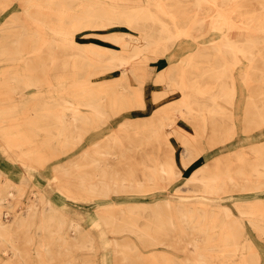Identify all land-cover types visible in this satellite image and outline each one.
<instances>
[{"label": "bare ground", "instance_id": "bare-ground-1", "mask_svg": "<svg viewBox=\"0 0 264 264\" xmlns=\"http://www.w3.org/2000/svg\"><path fill=\"white\" fill-rule=\"evenodd\" d=\"M13 3V0L0 1V12ZM18 4L21 9L0 24V62L10 63L0 71V141L17 150L19 161L38 169L65 153L68 146L75 147L85 138L91 123L108 121L122 110L145 107L146 76L140 66L143 61L166 55L175 44L181 50L187 38L198 48L194 53L181 54L180 59L169 62L155 76V82L162 88L154 91L153 100L178 90L182 94L178 105L166 108L165 115L142 127L137 122L122 124L111 139L101 146L92 144L94 148L86 149L76 163L54 167L53 175L64 181V188L59 189L73 198L93 202L119 193L142 194L166 187L178 178L181 171L165 128L174 123L176 111L203 130L205 122L219 110L224 115L232 114L238 94L239 66L242 68L238 73H242L251 90L248 107L257 116L254 128L264 126V0H146L135 4L119 0H20ZM54 5L59 6L57 12L50 9ZM115 23L139 33L129 38L112 36L128 52L106 46L102 50L88 48L75 39L85 29H103ZM212 29H218L221 35L209 43L199 41ZM47 30L52 32L51 39H43L42 32ZM49 40L52 47L45 51L44 45ZM30 42L33 54L25 55ZM67 49L70 53H64ZM17 60L21 64L15 65ZM58 65L62 70H56ZM113 70L118 73L111 86L105 87L103 82L92 84L90 79L95 73L108 75ZM51 91L56 93L49 94ZM208 94L215 107L204 112L201 96ZM232 136L227 132L211 145ZM156 139L160 143L165 140L163 154L152 150ZM180 140L187 142L184 138ZM253 155V158L252 154L229 155L205 173L198 170L190 176L187 182L195 184V190L199 187L214 196L196 201L195 205L169 198L155 202L112 201L120 211L107 212L101 210L105 203L98 204L100 221L112 233L129 232L123 238H112L114 255L148 261L145 264H262L261 252L252 240L241 239L245 220L264 238V225L252 216L247 217V213L261 210L264 214V198L251 200L247 205L236 202L241 218L218 199L229 190L264 188V146L254 149ZM183 163L187 165L189 160L183 159ZM8 175L0 169V244L7 246L4 251L12 252L2 264H55L56 254L75 249L99 254L94 231L60 211L40 189L35 194L46 199V212L43 213L44 208L38 218L33 211L7 219L11 214L9 197L22 202L29 189L22 180ZM36 203L33 199L29 206L36 207ZM141 218H145V224L139 223ZM221 222L226 223V229L219 228ZM30 223H37L40 237V245L35 249L37 261H32L28 247L13 242L15 238L33 242L35 235L24 230ZM171 226L180 228L179 238L188 227L198 230L200 238L186 239V243L194 244L198 261L189 260L184 248L186 256L181 263L159 249L149 254L142 251L140 243L169 244ZM238 253L243 255L234 259ZM216 255L221 258L215 260ZM92 260L65 264H92Z\"/></svg>", "mask_w": 264, "mask_h": 264}, {"label": "rangeland", "instance_id": "rangeland-1", "mask_svg": "<svg viewBox=\"0 0 264 264\" xmlns=\"http://www.w3.org/2000/svg\"><path fill=\"white\" fill-rule=\"evenodd\" d=\"M4 1V0H0ZM14 3L12 5H7L5 8L1 9L0 12V24L4 21H7L13 12L18 11L21 9L18 2L20 0H13ZM121 3L126 4H135V3H141L146 2V0H119ZM2 5V4H1ZM4 6V5H3ZM2 6V7H3ZM59 6H50V9L58 10ZM47 9V8H43ZM44 33L45 37L47 39H51V31L47 30L42 32ZM137 36L139 35L138 31L131 29L130 27L126 26L125 24L121 23H115L114 25H111L107 28L103 29H85L81 32H78L75 36V39L77 42H79L81 45L86 46L88 48H95L102 50V48L111 47L118 49L120 51L124 50L125 52H128V48L122 47L118 42L114 41L112 36H120L124 35L125 38H129V35ZM221 35L220 31L218 29H212L210 32H208L205 36L200 37L199 41L209 43L211 40L219 37ZM35 37H33L34 39ZM186 40V39H185ZM187 43L184 44V47L181 48V50H178L179 47L175 44L171 48V50L161 57H159L156 60L148 59L147 61H143L141 66V72L143 71L144 76H146L144 80V96L146 105L144 108L135 107L131 110H122L121 112L113 115L109 118L108 121H98V125L92 124L91 127L88 129V131L85 134V138L79 142H77L75 147L68 146V149L66 148V152L60 154L57 158L51 159L45 168L38 169L33 167L32 165L25 164L24 161H19L17 158V150L15 148H7L5 142L0 141V156L3 155L6 159L13 162L12 167L9 166V164L5 165L4 160L0 168H3L6 170V174L11 173L15 179L23 180L28 186V192L25 194L24 199L22 202H19L13 197H9L10 201L7 202V205H9L10 209V215H7L8 218H12V216L19 215V216H26L33 211H35L36 218H38V215L43 211L46 212V205L47 201L44 198L43 195H37L35 192L40 189L44 193L47 192V196H49L54 203L59 204L62 206V209L64 212L68 213L71 216H74L78 220H80L83 223V226L86 229H89L91 231H94L97 240L99 242L100 252L99 254H96L94 252H88L81 249H75L72 251H68L63 254H56L54 263L55 264H65L66 262H83L90 259H93L92 264H145L147 262H143L137 259H126L121 254L114 255L112 251V238L114 236H118L119 238H123L126 235H129L128 231H125L124 233H118L114 234L112 233L107 225L104 222L100 221V213L97 211L98 204L105 203V206L101 210H105L107 212H111L112 210H115V212L120 211V208H116L117 206H113L111 204L112 201H133V202H155L160 199H172L175 201H186L188 202V205H195L196 201H203L206 199H212L214 196L211 194L204 193L200 191V188H196L195 190V184L187 182L188 177L191 175L193 170L197 167H199L204 162L208 161L211 158H217L221 155H224L226 153L232 152L235 149H238L240 147H243L245 149L248 148L249 145L253 143H257L259 141H264V128L255 130L253 132H244L240 128L238 130L237 135L228 142L219 143L213 146H209L208 136L203 135L202 136V144L203 147H205V150L201 154L200 157L192 161L189 167H184L181 162L182 155L184 154V144L180 140V138H177L175 135H170V141L174 147V153L176 156L177 163L179 167L181 168V175L174 179L171 183H169L166 187L163 188H157L154 190H151L149 192H144L142 194H136V193H119V194H113L111 197L108 198H100L97 201L93 202H85L80 200V198H73L72 196H69L65 192L61 191L59 188L63 187L64 181L63 179L59 177H55L54 174V167L58 165H62L64 167L69 166L72 162H77L76 156L79 155L81 150L86 147L95 137L98 136L96 141L97 145H103L107 140L111 139V136L118 132L121 128V125L126 124H133L137 122V118H144L147 115L151 114L153 111V107L149 105V103H153L155 106H164L163 104H166L167 102H170L172 100L177 99L180 96L179 92L171 93L169 96L168 94L164 97L163 100L160 102H156L153 100L152 96L154 94V91L156 89H161L162 86L158 85L157 82H155V76L159 72V69L169 64L171 61H175L180 59L181 54H191L194 53L198 48H196V43L192 41V39L187 38ZM192 42V43H190ZM50 46V47H49ZM51 42L50 40L46 42L43 49H46L45 51H50L51 49ZM33 44L32 42L29 43L28 48L24 52L25 55H32L33 53ZM70 49H67L64 53H70ZM178 52V53H177ZM48 54V52H46ZM20 61L17 60L15 65H19ZM161 62V63H160ZM7 66H10L9 62H0V71L3 69H6ZM68 68L72 67V63H69ZM240 68V66L238 67ZM56 70H62V67L60 65L57 66ZM117 70H113L108 75H101V73L97 74L95 73L94 76L91 77L92 84H96L99 82H103V86L108 87L111 86L114 81L117 78ZM48 89L47 87L45 90ZM161 91V90H160ZM50 93H56V91H51ZM248 93L246 92V95ZM68 95V94H67ZM154 101V102H153ZM157 106V107H158ZM130 117L129 119L126 118L124 121H120L121 119L125 117ZM236 122L239 125V121L242 119V111L238 110L236 111ZM120 121V122H119ZM102 122V123H100ZM176 124L181 126L182 129L187 130L188 132L193 133L194 128L184 119L181 117H177ZM100 125V126H99ZM97 126L98 133H97ZM96 134V135H95ZM168 137V136H167ZM90 148H94L93 145L89 146ZM165 140L161 143V153L165 151ZM10 169L12 172H10ZM202 171V170H200ZM8 172V173H7ZM5 173V172H4ZM64 188V187H63ZM45 190V191H44ZM153 191V192H152ZM132 194V195H131ZM65 196V197H64ZM252 197H264V188L259 190H244V191H238V190H229L228 192H223L218 196V199L221 203H225L232 208V212L235 214V216L241 218V212L238 208L235 207V204L237 201H234L235 199H247ZM35 199L37 201L36 207L29 206L30 202ZM99 201V202H98ZM60 202V203H59ZM243 205H247L248 202H238ZM98 206V207H97ZM97 207V208H96ZM249 205L245 208H248ZM7 209V208H6ZM263 211V210H261ZM258 211L254 214L247 213V217L252 216L251 218L254 220H258L260 223L264 225V214H261L262 212ZM28 213V214H27ZM122 215V213L120 214ZM122 218V216H120ZM245 219V218H244ZM100 222V223H99ZM99 223V224H98ZM139 223L145 224L146 220L145 218L139 219ZM36 224H28L24 230L27 232H32L35 235V238L33 239V242L27 243L26 238L21 239H13L14 244H17L18 246L22 248L28 247L31 250V257L32 261H37V255L35 253V249L40 245V237H38L37 234V228ZM219 228L226 229V223L221 222ZM179 227H173L171 226L170 233L172 234L169 238L170 243L169 244H157V245H149L146 246L143 243H140V247L142 251L149 254L152 250L159 249L161 251H164L165 254H168L169 256L175 258V262L181 263L182 258L186 256L185 252L183 251L186 249L187 256L189 257V260L198 261V258L196 257L194 253V244L193 243H186V239H191L192 237L200 238V233L196 228H190L188 227L186 229V234L184 236L180 237L177 234V231L179 230ZM243 231H242V242L250 241L252 240L253 244L258 248V250L261 252L262 255V264H264V238L260 237L258 234L257 229L249 222V220L243 221ZM176 235L178 237H176ZM135 240L139 242L137 237L135 235H132ZM102 237V238H101ZM107 237V238H106ZM100 239V240H99ZM104 240V241H103ZM4 246L0 244V264L4 263L7 258L10 257L12 254L11 250L4 251ZM7 247V246H6ZM8 252V253H7ZM102 254V255H101ZM185 254V255H184ZM243 254L238 253L235 254L233 257L234 259H239ZM104 259V262L102 263V258ZM132 257V256H131ZM100 258V259H99ZM221 258V257H220ZM218 256H215V260H219ZM230 259V258H224L223 260Z\"/></svg>", "mask_w": 264, "mask_h": 264}, {"label": "crops", "instance_id": "crops-1", "mask_svg": "<svg viewBox=\"0 0 264 264\" xmlns=\"http://www.w3.org/2000/svg\"><path fill=\"white\" fill-rule=\"evenodd\" d=\"M165 66L166 65L162 66L160 69L164 68ZM241 68L242 67H240V68H238L236 70V78H237L236 82H237L238 94H237V98H236L235 108H234L232 114L224 115V112L219 110L218 114L214 115L212 117V119L209 120V122H205L206 129L203 130V129L196 128L195 125L192 122H190L187 119H185L184 117L180 116L178 111H176V115H177L176 119H177V117L184 118L194 128V132L191 133V132H188L187 130L182 129L181 126H179L178 124L175 123L176 119H175V121H174V123L172 125H170V126L168 125L165 128V131L168 133L167 134L168 137L172 134V135H175L177 138H184L185 140H187L186 144L183 143L185 147H184V152H183L184 154L182 155V158H181V162H182V165L184 167H189L190 164L192 163V161H194L195 159L200 157L201 154L203 153V151L205 150V147H203V144L201 143L203 135L207 134V136H208L207 143H209V146H213L211 144L215 143L216 140L223 139L224 136L227 134V132H229L230 134H233V136L229 140H226V141H223V142H228V141L232 140L237 135L239 128L242 131H244V132H253L255 130L264 128V126H262L260 128H254L255 121H257L256 120L257 116L253 115L255 110L248 107V100H249L248 97L251 96V90L248 89V87L246 86L247 84L244 82V80L242 78V73L241 72L238 73V70H240ZM252 81L255 82L256 79L253 78ZM175 92H179L180 96L177 99H175V100H172L170 102H167L166 104H163L164 106H160V105L158 106L157 105L158 106L157 107V106L153 105V103L150 102L149 105L151 106V108L153 107V109H152L153 111L151 112V114L147 115L144 118H137L138 119L137 120L138 126L142 127L143 125H145V123L150 122L151 119H154V118L155 119L157 118V120H158L159 117H161L162 115H165L164 114V110L166 108L178 105L181 102L182 94L178 90L175 91ZM175 92L174 91L170 92L168 94V96L171 93H175ZM246 92L248 93L247 95H246ZM164 97H163V99H164ZM163 99L161 98L160 100H158L156 102H160ZM220 101L224 102L223 99H220ZM201 102L205 106L204 112L206 111V109H208V107H215V104H214L210 94L201 96ZM248 109H250L249 112H247ZM238 110L242 111V119L239 121V125L236 122V118H235L236 111H238ZM158 113H159V115H158ZM126 118L129 119L130 117L127 116V117L121 119L120 121L122 122ZM211 120L213 121V123L211 122ZM100 123H102V122H100ZM98 124L99 123H97L96 125H98ZM124 124H126V123H124ZM98 128L99 127L97 126V128H96L97 129V133H98ZM97 138H98V136L95 137L86 147H84L81 150V152L79 153V155L76 156L75 160L81 159V157L83 156L84 151L86 149H90L89 146H91L92 144L96 143L95 140H97ZM169 141H170V137H169ZM223 142H221V143H223ZM152 144H153L152 150H154L155 152L157 151V152H159V154H161V152H162L161 151V143L156 139V140H154V142ZM170 144H171L172 149L174 151V147H173L171 141H170ZM217 144H219V143H217ZM214 145H216V144H214ZM98 146H101V145H98ZM261 146H264V141H259L257 143H253V144L249 145L247 149H245L243 147H240L238 149H235L232 152L226 153V154L221 155V156H219L217 158H211L208 161H206L203 164H201L199 167L195 168L190 176H192L195 172H198V170H202L205 173V170L207 168L211 167V165L220 164V162L226 156H229V155L233 156V154L234 155L235 154H243V156L244 155L246 156V155H251L252 154V158H253L254 157L253 150L258 148V147H261ZM0 157L2 158V160H4L5 165H7L9 163L10 167L14 166L13 162H11L8 159H6L5 157H3V155L0 156ZM1 158H0V167H1V165H3L2 164L3 162L1 161ZM174 159H175V162L177 164L178 169L181 171V168L179 167V165L177 163L175 153H174ZM183 159L189 160V163L187 165H184ZM0 169L3 172H5V174H6V170H4L3 168H0ZM10 172H12L11 169H10ZM8 176L14 178L13 175L10 174V173H9ZM190 176L188 177V179L190 178ZM45 194L47 195L46 191H45ZM258 198H264V197H252V198H247V199H235L234 201H237V202H248V201H251V200H254V199H258ZM57 207L60 209V211H62L63 213H66L62 209L61 205L57 204ZM66 214H68V213H66ZM102 260L104 261L103 257H102Z\"/></svg>", "mask_w": 264, "mask_h": 264}]
</instances>
